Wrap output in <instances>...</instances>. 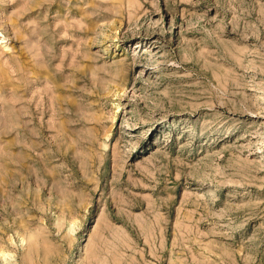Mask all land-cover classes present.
<instances>
[{
	"label": "rangeland",
	"instance_id": "rangeland-1",
	"mask_svg": "<svg viewBox=\"0 0 264 264\" xmlns=\"http://www.w3.org/2000/svg\"><path fill=\"white\" fill-rule=\"evenodd\" d=\"M0 264H264V0H0Z\"/></svg>",
	"mask_w": 264,
	"mask_h": 264
},
{
	"label": "bare ground",
	"instance_id": "bare-ground-1",
	"mask_svg": "<svg viewBox=\"0 0 264 264\" xmlns=\"http://www.w3.org/2000/svg\"><path fill=\"white\" fill-rule=\"evenodd\" d=\"M228 30H229V28H228ZM239 34V33H238ZM244 34V33H243ZM229 35V34H228ZM235 35V34H234ZM240 39V38H239ZM247 40V39H246ZM240 70V69H239ZM238 72V71H237ZM219 74V73H218ZM226 85V84H225ZM225 91V90H224Z\"/></svg>",
	"mask_w": 264,
	"mask_h": 264
}]
</instances>
